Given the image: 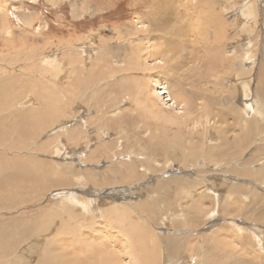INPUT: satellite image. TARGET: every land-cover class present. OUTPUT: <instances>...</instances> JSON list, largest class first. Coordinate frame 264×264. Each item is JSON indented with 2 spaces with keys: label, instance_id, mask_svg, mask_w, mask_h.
Listing matches in <instances>:
<instances>
[{
  "label": "rangeland",
  "instance_id": "obj_1",
  "mask_svg": "<svg viewBox=\"0 0 264 264\" xmlns=\"http://www.w3.org/2000/svg\"><path fill=\"white\" fill-rule=\"evenodd\" d=\"M5 1L0 81L30 77L24 97L9 94L21 98L16 108L40 109V85L56 94L60 111L34 137L35 146L50 149L34 148V156L58 173L70 164L82 173L108 170L115 179L120 169L128 180L96 190L49 189L0 207V225L49 212L70 192L96 203L97 223L91 233L88 224L78 230L81 244L99 240L95 248L110 250L122 264L136 262L138 225L152 234L159 264L253 257L264 264V218L249 217L252 209L264 215V0ZM246 124L251 133L239 142ZM254 193L258 202L249 206ZM151 198L160 205L140 207ZM241 200L237 212L233 204ZM115 212L121 223L105 224ZM30 244L28 238L0 262L35 264L31 254L20 256ZM221 249L232 256L226 260ZM82 250L89 260L92 251Z\"/></svg>",
  "mask_w": 264,
  "mask_h": 264
},
{
  "label": "bare ground",
  "instance_id": "obj_2",
  "mask_svg": "<svg viewBox=\"0 0 264 264\" xmlns=\"http://www.w3.org/2000/svg\"><path fill=\"white\" fill-rule=\"evenodd\" d=\"M28 78L27 80L15 81L12 77L11 83H7L6 85H3L4 83L0 81V116H3L0 117V207L22 205L28 200H33L45 191L56 187H88L91 185L92 190H96L106 188L108 185L110 186L120 181H127L128 179L126 180V178L128 177L121 175L120 169L116 170L117 179L112 175L113 172L110 173L108 170L82 173L77 167H73L70 164L60 165V168H63L64 171L58 173L56 169H53L51 163L49 164L48 161L40 160L38 156H34V148H37V153L38 150L42 152L50 149L48 148L50 147L49 144L35 146L34 137L40 136L42 129H48V127L52 126L60 117V111L56 113V94H53L48 87V89L45 88V92H42L40 85L39 92L37 93L38 100H36L40 101V106L38 107L40 109L33 107L31 110L27 109L25 111L22 108H16L18 106V99H21L19 97H24L22 96L23 87L27 83L33 84V79ZM81 83V79L76 81L77 88L82 87ZM160 88L162 90L160 92L161 94H168L169 91L167 90V86L165 87V84ZM11 92L17 94L19 97L17 96L18 98L16 100L9 98ZM28 108L30 107L28 106ZM16 109L20 110L15 111ZM32 116H34V119ZM40 116L42 120L39 121ZM11 117L16 118V121L9 120ZM250 133L251 126L246 124L243 134L241 132L238 137V141L247 139ZM5 139L10 142L9 145L4 143ZM36 143L38 145L39 142ZM3 146L6 147L2 148ZM63 194H65L63 195L65 198L63 199L61 197L54 202L49 212H41L32 219H25V221L20 220L15 223L12 222L9 225H0V256L3 255L0 259L2 260L6 256L8 257L9 253H14L12 249L17 248L19 245L21 246L29 238L31 239V244L22 251L20 256L25 257V255L31 254V257H36L35 264H122L123 262L110 250L95 248L101 244V241H95L96 239H93V244H89L87 239H85V242L81 244L79 240L81 233L78 230L85 229L88 224L90 225L89 233H91L97 223L93 219V213L95 212L94 206L96 204L93 199L94 196L91 198L70 192ZM159 200V198L145 199V203H142L140 207L153 211L152 206H159ZM242 202L244 200L233 204L237 208V212L240 207H244L245 202ZM254 202H258L256 193L252 194L249 206H255L256 204ZM116 208H118V205L112 206L113 210ZM257 213L261 214L258 210L252 209L249 212V217L254 221L262 220L264 215L256 216ZM124 214H126V211ZM121 220L122 215L118 216V212H115L109 220L105 219L104 223L108 224L110 221L119 225ZM141 228L138 225L133 229V236L139 244V249L131 253H134L133 258H136L134 264H159L157 256L150 251L155 245L153 239L150 240L153 236ZM47 231L51 234L49 235ZM125 234L130 238L132 231L128 229ZM41 237H45L46 240L43 239L44 242L42 240L40 241L39 239ZM249 243L250 241L247 244ZM252 244L253 242L250 244L251 249L254 246ZM82 248L92 251L89 260H87V253L82 258ZM221 252L223 253L222 256L227 254L224 256L226 260L233 253V251H228V249H221L220 254ZM251 252L253 253L254 250ZM12 259L15 260L17 258ZM20 260L22 262L18 264H28L25 262V258H20ZM241 260L240 258H234L232 264H254L253 261L256 262L254 257L246 263ZM0 264L9 263L0 262ZM259 264H262L261 261Z\"/></svg>",
  "mask_w": 264,
  "mask_h": 264
},
{
  "label": "crops",
  "instance_id": "obj_3",
  "mask_svg": "<svg viewBox=\"0 0 264 264\" xmlns=\"http://www.w3.org/2000/svg\"><path fill=\"white\" fill-rule=\"evenodd\" d=\"M19 1H23V0H19ZM2 2V4H1ZM3 2H6L5 0H0V5H3Z\"/></svg>",
  "mask_w": 264,
  "mask_h": 264
}]
</instances>
